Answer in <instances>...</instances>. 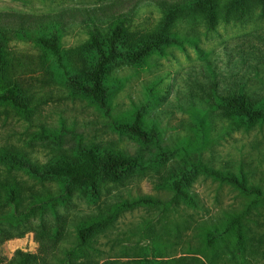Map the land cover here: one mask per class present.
Returning <instances> with one entry per match:
<instances>
[{
  "label": "rangeland",
  "instance_id": "1",
  "mask_svg": "<svg viewBox=\"0 0 264 264\" xmlns=\"http://www.w3.org/2000/svg\"><path fill=\"white\" fill-rule=\"evenodd\" d=\"M194 1L0 0V95L32 108L0 102V264H139L145 246L164 264H264V0ZM119 24L120 54L100 73L107 113L79 85L100 61L91 31ZM53 30L59 53L39 42ZM234 94L253 113L233 117ZM118 158L129 164L89 184L62 171ZM195 164L261 195L196 168L183 188L198 205L183 202L169 180ZM143 196L160 202L117 209ZM235 213L240 247L234 230L204 247ZM104 216L77 247V226Z\"/></svg>",
  "mask_w": 264,
  "mask_h": 264
},
{
  "label": "trees",
  "instance_id": "2",
  "mask_svg": "<svg viewBox=\"0 0 264 264\" xmlns=\"http://www.w3.org/2000/svg\"><path fill=\"white\" fill-rule=\"evenodd\" d=\"M202 1L203 0H196L194 1V4L196 6H199ZM124 33H125V27L122 24L115 25L111 29L110 34L106 38H103L101 33L97 29L92 30L90 33V44L96 48L100 56V61H99V64L96 70H94L91 74L93 78V84L91 86L79 85V88L82 91H84L92 100H94L107 113L109 112V106L106 103L105 97L107 95L108 88L101 84L100 73H101L102 67L107 62H109L110 60H113L120 54L118 51V44L122 40ZM39 42L54 53H59L60 51L59 50L60 45H59L56 30H53L51 35L48 37H41ZM2 45H3V40L0 38V64H1ZM0 102H6V103L11 104V106L19 110V112L23 114L26 118L30 117V115L32 114V108L29 106V104L22 99H18L16 94L12 93L10 90L0 95ZM226 103L233 117H237L238 115H244V116L248 115L249 116L252 112L251 111L252 107H249V108L246 107V101L243 96H240L237 94L231 95L227 98ZM152 131L155 132V129L152 128ZM142 134L144 136L143 131H142ZM8 159L12 161L13 164H17L19 167L25 169L27 172L31 173L32 175L38 174L35 166L29 163L24 158L12 152H9ZM135 162H136L135 165H138L140 163V160L136 159ZM128 164H129V161L118 158V160L113 159L110 161L109 164L103 165L99 167V169L97 170L98 165H88L84 169H79L67 163H63L64 167L62 171L63 173L66 172L68 178L70 179V182L80 183V184H84V183L89 184L92 182L94 177L96 178L99 170H103L105 174H109V173L117 174L120 171H122L123 166H127ZM196 168H200L201 171L207 174H210L212 176H215L221 180L228 181L234 186H237V188H239L243 192L253 191L257 193V195H261V191L258 188L247 186L245 183V179L242 177H237L235 175L226 174V173L223 174L214 169L202 167L201 165L195 164L184 172L180 171L178 174L172 176L169 180L170 187L174 190L177 198L183 202L198 205V200L195 198L194 194L189 193L185 188H183L185 185H187L191 174L194 173V170ZM139 202L159 203L160 201L155 200L152 197L143 196L131 202L125 201L121 205L117 204V209L120 206L130 207L133 204H136ZM241 216H242V213L231 214L229 216L231 220L229 222H226L225 225L215 223L217 226L216 232H218V234L221 237H217L218 235H215L214 233H212L213 228L210 224L208 227V231H207V235L210 241L205 240L204 247H207L209 250H213L215 248L213 243L218 239H222L225 235H230L233 232V230L236 236V247L237 248L238 246L240 247L239 243L241 240V231H240L238 224H239V219ZM109 218L110 216H104L100 218L97 217V218H94L90 222H85L81 225H78L77 230H76L77 236H78L77 247L80 248L81 246L85 245L87 243L88 233L95 228H99L103 226L105 223L108 222ZM186 245L189 246V243L186 242ZM152 250L153 251L151 252L150 250H148V247L145 246L142 251L143 256L140 259H138V263L139 264H164V262H160L159 260V258L161 257L159 255V252L156 251V249H154L153 247H152ZM76 251H77L76 248H72L68 254L69 255L74 254ZM204 257L208 259V256L204 255ZM240 257L243 259V255Z\"/></svg>",
  "mask_w": 264,
  "mask_h": 264
}]
</instances>
